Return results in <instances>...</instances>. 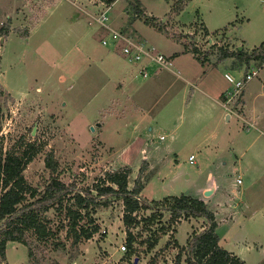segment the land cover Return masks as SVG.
Segmentation results:
<instances>
[{
	"label": "rangeland",
	"instance_id": "1",
	"mask_svg": "<svg viewBox=\"0 0 264 264\" xmlns=\"http://www.w3.org/2000/svg\"><path fill=\"white\" fill-rule=\"evenodd\" d=\"M139 1L145 18L153 20L135 19L128 1L118 0L109 24L174 59L169 70L146 59L131 62L119 48L104 45L108 33L94 19L106 9L99 0H0V157L34 154L24 176L40 192L51 177L49 154L58 176L79 189L93 188L115 170H130L132 189L145 161L140 201L150 209L140 210L138 220L167 197H202L214 181L219 191L205 199L221 246L246 264H264V64L226 59L199 83L211 98L203 102L202 91H196L193 104H186L189 81L196 83L203 70L194 48L209 70L220 50L264 52V0ZM251 71L257 74L242 91L247 108L241 96L228 102L233 85L225 73L240 80ZM223 90L221 100L239 116L228 112L227 119L214 101ZM163 214L150 228L141 223L131 229V248L124 205L114 200L82 220L91 227V218L99 231L73 247L69 220L51 209L48 227L65 249L36 245L35 258L38 264H148L157 255L158 264H174V242L184 246L204 220L170 225V214ZM162 226H170L167 235L159 233ZM153 234L160 241L148 252ZM123 244L127 249L121 252ZM28 254L29 247L9 242L0 264H31Z\"/></svg>",
	"mask_w": 264,
	"mask_h": 264
},
{
	"label": "trees",
	"instance_id": "2",
	"mask_svg": "<svg viewBox=\"0 0 264 264\" xmlns=\"http://www.w3.org/2000/svg\"><path fill=\"white\" fill-rule=\"evenodd\" d=\"M106 6H112L117 0H99ZM129 9L133 10L134 18H145L139 0H127ZM151 21L153 19L145 18ZM263 48L260 47V49ZM221 56L213 67L218 66L228 58H236L242 63L249 65L252 61L264 64V52L248 54L243 48L235 52L220 50ZM197 56V61L205 66V60H201L198 50L191 52ZM34 154L23 151L21 154L7 152L0 157V259L6 257V247L9 242H17L29 247V259L31 264H38L35 258V247L43 246L58 250L65 244L56 242L48 227L49 220L45 215L51 209H57L64 213L68 222L67 237L72 238V246L77 247L83 240H90L99 231V226L90 218L91 227L81 225L82 220L91 217L99 207H108L114 200L122 201L124 205L123 223L126 227L127 245L133 247L136 238L131 232L132 228L139 227L141 223L145 227H152L164 217L163 213L170 214V225L180 220L203 219L204 226L201 231H193L184 246L175 243L178 253L174 264H246L239 256L221 246L218 222L215 214L207 204L198 198L191 196L167 197L162 201L155 202L157 210L149 217L138 220L137 213L144 209H150L140 200V195L145 188L142 174L146 163L140 169L134 187L129 188L130 170H115L106 172L105 178L93 188L79 189L75 183L67 184L58 176V163L53 154L46 156L45 164L51 173L49 182L43 191L32 188L25 176L24 171L32 162ZM160 213V214H158ZM170 226H162L159 230L161 235H167ZM160 235H152L148 252L153 251L160 241ZM30 239L34 240L31 243ZM166 244V248L170 247ZM34 248V249H33ZM33 249V250H32ZM131 255L127 254L130 260ZM123 264V263H121ZM148 264H158L155 255Z\"/></svg>",
	"mask_w": 264,
	"mask_h": 264
},
{
	"label": "built area",
	"instance_id": "3",
	"mask_svg": "<svg viewBox=\"0 0 264 264\" xmlns=\"http://www.w3.org/2000/svg\"><path fill=\"white\" fill-rule=\"evenodd\" d=\"M103 6L106 7L104 11L98 16L97 18L94 17L96 22L100 25V27L108 33V38L104 39L102 43L104 45H112V47H117L121 50L122 54L127 57L131 62L141 63L144 59L149 60L151 62H155V64L160 65L165 69H170L172 67V62L166 58V56L157 54L154 50L149 48H144V46L140 45L137 41L133 40L132 37L129 35L124 34L119 30H115L110 24V17H109V7L102 3ZM256 71H251L249 74L245 75L240 80H235L229 74L225 75V78L228 82L233 85V91L227 94L228 102L232 101L234 97H239L242 91L245 89V86L256 76ZM164 140V137L161 138ZM190 161L194 160V156L189 158ZM238 184H242L241 178L237 179ZM238 203H234L233 207L236 208ZM127 246L123 244L120 247V251H126Z\"/></svg>",
	"mask_w": 264,
	"mask_h": 264
},
{
	"label": "crops",
	"instance_id": "4",
	"mask_svg": "<svg viewBox=\"0 0 264 264\" xmlns=\"http://www.w3.org/2000/svg\"><path fill=\"white\" fill-rule=\"evenodd\" d=\"M118 1V0H117ZM116 1V2H117ZM194 2V0L192 1V3ZM115 4V3H114ZM113 6V5H112ZM112 6L111 7H109V11H110V9L112 8ZM172 62H174V59H173V61ZM199 65H200V67L203 69V70H201V73L199 74V75H197L198 76V78L196 79V83H192V82H190L189 81V84H190V88H191V90H190V92H188V101H186V104L187 105H192L193 104V101H194V98H195V95H196V91H202L201 93H202V96H203V99H204V101L203 102H206V101H208L207 99H205V98H209L210 97V95H209V93H207V92H204L203 91V88L202 87H200V85L201 84H199L200 82L201 83H203L205 80H207V78L213 73V70H215L216 68L215 67H212V69H207V68H205L204 66H202L200 63H198ZM217 67V66H216ZM215 68V69H214ZM226 74H228V73H225V75ZM224 75V76H225ZM161 77V76H160ZM157 78H159V77H157ZM228 89V88H227ZM226 89V90H227ZM226 90H223V91H218L219 93H218V95H217V97H215L216 99L214 100V101H216L218 104V106H220L221 108H225V116L227 117V119H230V117H229V115H228V112H231L232 114H236L237 116H239L234 110H233V108H231V106L230 105H228L227 103H224L223 102V100H221V97H222V94H223V92H225ZM186 92V91H185ZM245 93H243V97H242V93L240 94V96L242 97V99H243V102L241 103L245 108H247V102H246V100L244 99L245 98V95H244ZM240 96H239V98H240ZM211 98V97H210ZM241 99V100H242ZM238 101H240V99L238 100ZM209 104V103H208ZM231 104V103H230ZM233 105V104H232ZM212 106H213V108H216V106L215 105H213L212 104ZM241 106V105H240ZM239 106V107H240ZM231 115V114H230ZM164 137V136H163ZM161 138H162V136H161ZM164 139H165V137H164ZM173 140H176V137H174V138H172ZM172 146H167V150H168V152H172L171 151V148ZM191 157V156H190ZM189 157V158H190ZM211 183V182H210ZM209 183V185L208 186H206L205 188H204V190H203V193H205L207 190H209L212 186H211V184ZM213 183H215L214 181H213ZM216 184V183H215ZM213 185V184H212ZM216 186H217V189H216V191H215V194L219 191V185H217L216 184ZM194 198H198V199H201V200H203L206 204H207V206H208V200H206L205 199V196L203 195L202 197H194ZM181 246H183V245H181ZM184 264V263H183Z\"/></svg>",
	"mask_w": 264,
	"mask_h": 264
},
{
	"label": "water",
	"instance_id": "5",
	"mask_svg": "<svg viewBox=\"0 0 264 264\" xmlns=\"http://www.w3.org/2000/svg\"><path fill=\"white\" fill-rule=\"evenodd\" d=\"M216 189H217V186L215 183H213L212 187L204 193V196L210 197L211 195L215 193Z\"/></svg>",
	"mask_w": 264,
	"mask_h": 264
}]
</instances>
